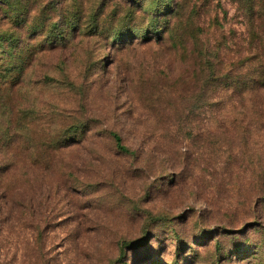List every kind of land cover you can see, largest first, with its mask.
<instances>
[{
	"label": "rangeland",
	"instance_id": "obj_1",
	"mask_svg": "<svg viewBox=\"0 0 264 264\" xmlns=\"http://www.w3.org/2000/svg\"><path fill=\"white\" fill-rule=\"evenodd\" d=\"M262 69L264 0H0V264H264Z\"/></svg>",
	"mask_w": 264,
	"mask_h": 264
},
{
	"label": "trees",
	"instance_id": "obj_2",
	"mask_svg": "<svg viewBox=\"0 0 264 264\" xmlns=\"http://www.w3.org/2000/svg\"><path fill=\"white\" fill-rule=\"evenodd\" d=\"M262 71L264 72V69H262ZM254 80L255 81H259V82L262 83L261 78H254ZM250 83H253V82H250ZM252 85H255V84H250V86H252ZM114 138L116 140V144H117V146H118L119 149H121L123 151H128L127 146L122 143V138H121V136L119 134L114 133Z\"/></svg>",
	"mask_w": 264,
	"mask_h": 264
}]
</instances>
